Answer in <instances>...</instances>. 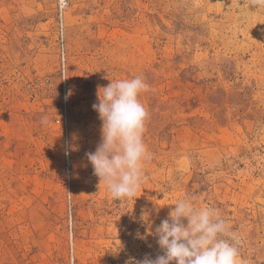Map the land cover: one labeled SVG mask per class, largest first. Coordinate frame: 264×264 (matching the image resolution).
Instances as JSON below:
<instances>
[{
  "label": "rangeland",
  "instance_id": "374dc122",
  "mask_svg": "<svg viewBox=\"0 0 264 264\" xmlns=\"http://www.w3.org/2000/svg\"><path fill=\"white\" fill-rule=\"evenodd\" d=\"M66 1L0 0V264L155 258L146 221L154 232L185 196L220 210L239 264H264V9ZM137 75L153 158L120 202L86 156L101 139L92 106L98 85Z\"/></svg>",
  "mask_w": 264,
  "mask_h": 264
},
{
  "label": "clouds",
  "instance_id": "9594fccd",
  "mask_svg": "<svg viewBox=\"0 0 264 264\" xmlns=\"http://www.w3.org/2000/svg\"><path fill=\"white\" fill-rule=\"evenodd\" d=\"M249 4L255 11L264 9V0H249ZM109 80L107 86H97L99 102L92 107L102 121L101 139L96 150L86 156L99 185H105L111 197L122 202L136 197L147 180L145 166L153 158L144 141L149 112L140 99L142 93L151 89L140 75ZM71 95L70 89L65 99ZM42 122L47 123V118ZM69 149L76 151L78 147L69 145ZM65 154L70 152L66 150ZM195 201L192 196L179 199L154 232L151 221L149 218L146 221L143 214L149 224L147 234L158 237L163 254L155 258L145 255L142 260L132 257L125 264H239L237 232L219 209L197 206ZM159 210L157 205V213Z\"/></svg>",
  "mask_w": 264,
  "mask_h": 264
},
{
  "label": "built area",
  "instance_id": "2783aa9c",
  "mask_svg": "<svg viewBox=\"0 0 264 264\" xmlns=\"http://www.w3.org/2000/svg\"><path fill=\"white\" fill-rule=\"evenodd\" d=\"M61 9L63 10L67 5H68V3H67V1L66 0H61Z\"/></svg>",
  "mask_w": 264,
  "mask_h": 264
}]
</instances>
